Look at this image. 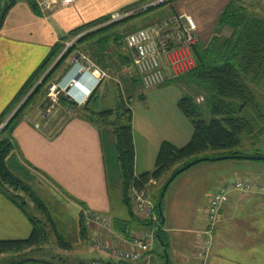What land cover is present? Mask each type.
<instances>
[{
    "label": "crops",
    "instance_id": "1",
    "mask_svg": "<svg viewBox=\"0 0 264 264\" xmlns=\"http://www.w3.org/2000/svg\"><path fill=\"white\" fill-rule=\"evenodd\" d=\"M40 1L42 0H16L11 7L13 0H0V19L3 17L0 27V117L13 105L24 86L56 47L65 44L69 38L83 36L88 32L85 29L76 34L78 30L116 13L134 9L149 0H78L75 5L55 13H43L38 7ZM230 1L178 0L173 7L175 12L195 19L199 28V43L207 45L216 36L218 20ZM164 14L171 16L173 12L161 13L158 20ZM221 36L230 38L232 30L225 28ZM124 46L127 49L125 43ZM126 52L127 61L131 60L128 49ZM99 55L102 56V53L99 52ZM59 57L45 75L53 69ZM121 61L123 62L118 58L114 66L119 65L120 70H127ZM77 72L78 69L68 59L53 75L56 78L51 84V87H68L73 80L79 81L85 92L81 87H69L65 95L64 100L71 107L61 102L63 111L54 108L46 112L43 119L38 116L42 108L23 112L19 116L11 131L15 147L11 162L17 168L27 173H36L53 185L69 204L79 210L86 232H82L80 221L79 226L75 227L78 243L74 245L64 240L70 247L68 250L60 248L57 241L54 254L43 253L41 256V250H44L42 246L27 252L30 255L28 259L16 255L2 256L0 264H83L86 263L84 258L88 254L97 256L95 260L88 262L114 264L111 251L104 252L95 247L99 238L100 243L103 242L110 250L131 251L134 249L132 242L148 231L141 219L136 216L131 218L123 203L119 167L114 169L113 175L109 172L105 133L112 140L114 128L108 131L100 129L94 119L98 120L95 116L102 111L90 110L92 102L98 100L97 94L106 80L97 86L90 75L77 76ZM189 74L170 79L169 82L176 86L177 83L182 85L185 82L194 86L196 83ZM137 80L143 87L141 79ZM167 85L157 88L160 91L150 94L148 100L153 96L159 105L166 107V102L170 99V110L151 113V109H148L142 112L141 117H137L132 111L136 177L155 170L164 142L181 149L192 139L193 125L178 107L185 92H179L175 88L162 89ZM88 91L93 92L90 98L87 97ZM201 98L203 97L196 96V103ZM256 142L255 140L254 144ZM112 149L114 150L113 143L110 151ZM239 151L244 153L241 149ZM247 155L264 157V153L258 148H253ZM111 156L114 158L115 153ZM171 175L172 173L160 181H154L147 188L156 208L159 204L156 200L159 194L161 197L162 189ZM239 180L264 184V162H203L173 181L162 202L164 223L161 225L159 222L157 225L162 228L167 239L169 264H264V195H246L240 192L230 194L229 201L220 212L209 257L207 260L200 258V241L205 239L202 234L207 229L208 203L223 187ZM85 213L91 220L89 225ZM116 220L125 222L129 238L115 231ZM32 232L33 224L29 217L9 199L6 192L0 190V241L26 240ZM88 242L93 244L91 249L86 247ZM161 252V243L156 234L153 253L136 264H148V261L149 264H164ZM65 257L73 258L74 262H65Z\"/></svg>",
    "mask_w": 264,
    "mask_h": 264
},
{
    "label": "trees",
    "instance_id": "2",
    "mask_svg": "<svg viewBox=\"0 0 264 264\" xmlns=\"http://www.w3.org/2000/svg\"><path fill=\"white\" fill-rule=\"evenodd\" d=\"M15 3L16 0H13L10 6L12 7ZM257 11L259 12V9L253 10L238 4L235 0L232 1L218 20L216 36L207 46L202 47L197 44L192 48L196 66L190 72L189 77L201 87L207 88L209 86L214 92L212 111L215 120L208 124L201 119L195 100L189 98L180 100L178 103L180 111L193 125L194 133L192 139L187 146L181 149L168 142H164L160 148L153 172L139 177L135 176L132 111L124 103L115 111H106L95 116L98 120L113 125L117 160L122 176L123 203L129 210L131 218L135 217L131 207V188L142 191L151 181H160L172 173L164 185L163 191L172 177L194 162L201 159L244 155L239 151L241 137L246 133L252 134L253 127L249 120L242 118L240 115L248 107L256 108L257 98L251 90L250 85L259 86L260 84H264V13L260 15ZM110 19L111 17L97 21L78 30L76 34L82 32V30L90 29L92 26L108 22ZM2 23L3 17L0 19V27ZM107 28L110 27L108 26ZM225 28L232 30L230 38L221 36ZM95 34L96 32L88 33L84 36L83 40ZM61 50V46L53 50L40 69L24 86L13 105L0 117V124L10 116L15 110L16 105L21 102L29 91L35 88L40 78L46 74L49 67L59 57ZM65 56L55 64L42 83L35 88L27 104L21 107L9 120L3 131L4 137L0 140V190L6 192L9 199L29 217L33 224V232L30 238L20 241H0V257L7 255L24 257L25 254H28L27 252L39 249L47 243V230L42 228L40 223L28 214L25 204L20 198L8 193L7 188L22 191L23 193L29 192V188L10 170L8 161L15 149L11 139L12 128L28 103L41 92L46 84H52L53 75L69 58V56ZM61 102L70 106L67 100H60ZM72 105L74 106V104ZM34 203L38 205L43 214L49 215L47 207L42 202L34 199ZM156 212L159 217L158 208H156ZM161 221V218H159L160 223ZM126 226L125 222L120 220H116L114 223L115 231L129 238ZM81 228L82 232L85 233L86 228L83 216H81ZM161 229L159 228L160 240L164 243L167 250V239ZM51 230L55 232L60 248L68 250L70 248L69 245L64 242L63 238L55 230V225L51 227ZM161 251V258L163 263L166 264L163 247ZM12 264L21 263L16 262Z\"/></svg>",
    "mask_w": 264,
    "mask_h": 264
},
{
    "label": "rangeland",
    "instance_id": "3",
    "mask_svg": "<svg viewBox=\"0 0 264 264\" xmlns=\"http://www.w3.org/2000/svg\"><path fill=\"white\" fill-rule=\"evenodd\" d=\"M232 1L234 0H231L230 3ZM236 1L238 2V4L246 6L253 10L259 9V12L258 11L257 12L260 13V15L264 13V7L261 1L258 0L254 2H252L251 0H236ZM175 2L176 1L172 2L171 0H169L168 3L162 7H159L157 9H152V11H148L145 13H139L136 15V17L134 16L124 21L113 23L111 24V26L107 25L108 22H105L98 26H94V27L92 26V28L89 27L90 29H88V32L83 36H81L80 39H78V41L75 42L71 48H69V51L67 52V54H65L66 56H69L68 58L69 60L71 59L72 61L73 59L78 58V55H81L86 58V60H82V62L88 61V63L94 65L96 69L106 72L108 75V77L105 79L106 80L105 83L101 87L100 92L97 94L99 97L98 100H94L90 106L91 111H96V110L102 112L109 110L115 111L117 110V108L123 105V103L131 111L135 112L137 114V117H141L143 114L142 112L148 109H151V113H154L153 111L155 112L157 111L158 113V111L160 112V110H170V106L172 105L170 99H168V102H166V107L159 105L157 100L153 96L149 99L151 101L148 100L150 94L160 91V89H157L159 88L157 87L148 91L145 89V85L141 80L143 84L142 87L140 82L137 80L138 78H140L139 73L133 67L132 61L129 59L127 61L128 54L126 52L127 49L125 48L124 43L126 38L130 34L149 28L150 26L159 24L174 17L177 14V12L174 11V7H173V4ZM167 11L173 12V14L171 16L164 14L161 16L162 18L159 17L160 20H158V16H160L161 13ZM154 12H156L155 15L153 14ZM108 26L110 28H107ZM92 32H96V34L83 40L85 35ZM78 36L80 35H77L72 39L69 38L67 41H65V43L71 42L73 39L77 38ZM112 41L114 42V44H111ZM198 44L201 45L202 47L208 45V44L203 45L202 43L199 42ZM61 47L62 50L60 55L64 51L65 44H63ZM99 52L102 53V56L99 55ZM95 58H98V60L96 61ZM118 58L123 60V62L122 61L121 62L126 67L127 70L124 69L120 70L119 65H117L116 67L114 66V64H117ZM45 76L46 75L40 78L38 83L35 85V88L42 83ZM55 78L56 77H53L52 83H54ZM166 84L168 85L162 89H166V88L168 89L175 88L176 90L178 89L177 91L179 92L180 91L185 92L183 98H189L195 100L196 96L203 97L201 99H198L201 101L200 103H198V100L197 103L195 102L197 106V110L201 116V119H203L208 124H210L213 120H215L212 111L213 103H214V92L211 90L209 86L205 88L196 85L197 83L194 84V86H191L186 82L182 85H179L177 83V86L176 84L170 82ZM35 88L30 90L29 93L21 100V102L16 105L15 110L10 114V116L7 117L0 124V129L2 125L5 126V124L9 122V120L18 112V110L21 107L27 104V101L29 97L32 95ZM50 88H51V84L49 83L46 84L44 88H42L41 92L32 101L28 103L27 107L25 108L24 111H22V113L35 111L38 108H42L41 110L42 113L40 112L38 116H40V118L43 119L44 118L43 115L50 110H54V108H56V110L59 109V111H63V109L60 107V100L66 99L65 94L64 93L61 94L58 98L57 103H54L49 98ZM250 88L256 95L257 104H256V108L248 107L240 115L242 118H245L251 122L254 131L252 132V134L246 133L241 137L240 149L241 151L244 152L243 153L244 156H248L247 152H250L253 148H258L260 152L264 153V84H260L259 86L250 85ZM141 97H143V99H141ZM68 106H66L65 109L66 111ZM94 121L97 123V126L104 131L112 130L113 128V125H111L110 123L102 122L96 119H94ZM4 129L5 127L0 131V140L4 137L3 134ZM105 134H106L105 145H106V150L108 151V155H107L108 167L110 174L113 175L115 171L114 169L116 167H119L117 161V155H116V143L114 137H112V140H110L108 139L109 136H107V132ZM255 140L257 141L256 144H254ZM112 143L114 150L112 149V151H110ZM114 153H115V157L112 158L111 155H113ZM228 161L240 162L241 160L233 159V160H226L224 162H228ZM8 164L10 170L14 173V175H16L23 182V184L29 188L28 193H23L22 191H17V190L15 191L14 189L7 188L8 193H11L13 196L17 198H20V200L25 204L26 210L28 211L29 215H31V217H33L36 221H38L42 228L47 230V243L43 246L44 250H41V256L43 255V253L54 254V251H56L57 249L56 248L57 236L54 231H51V227L53 225H55V230L64 238L63 240H66V243H72L76 245L78 243L79 238L75 232L76 231L75 227L79 226L81 221V214L79 213V210L75 208L73 205L69 204L67 199L59 191H57L53 185L45 181L41 176L31 171L27 173V171L23 169L21 170L19 169V167L17 168L15 164H12L11 158L9 159ZM257 183L259 185H264L263 183L260 182ZM34 199L39 200V202H42L47 207L49 211V215H45L40 211L38 205L34 203ZM150 199H152V201L154 202V199L151 196V194H150ZM159 199H160V194L156 202H159ZM131 206H132V211L135 215V210L133 209L134 206L132 203ZM84 216L86 218L87 224L89 225V222L91 221L89 216H87L86 213L84 214ZM50 221L53 222L50 223ZM87 244L88 246L86 247L87 248L89 247L91 249L93 244H91L90 242H88ZM95 247H98L101 251L105 252L107 245L103 244V242L100 243V238H99V242L96 243ZM161 250H162V245H161ZM29 257L30 255L24 256V258L27 259ZM96 258L97 256L93 254H88L84 258V261H86V263L83 264H94V263L106 264L103 261L88 262V260H95ZM64 259L66 260L65 262H68L69 260L71 262H74L73 258L71 257H65ZM8 262L9 261H7V263Z\"/></svg>",
    "mask_w": 264,
    "mask_h": 264
},
{
    "label": "built area",
    "instance_id": "4",
    "mask_svg": "<svg viewBox=\"0 0 264 264\" xmlns=\"http://www.w3.org/2000/svg\"><path fill=\"white\" fill-rule=\"evenodd\" d=\"M77 1L78 0H43L38 2V7L43 13H55L61 9L75 5ZM168 1L169 0H149L147 3L134 9L112 15L107 25L124 21L139 13L157 9L166 5ZM251 1L254 2L256 0ZM258 1H261L264 7V0ZM198 32V24L192 16L177 13L167 21L132 33L126 38L125 44L130 53L133 67L139 73L146 90L165 85L170 79H176L195 69L196 65L192 54V48L199 42ZM80 37L81 36H78L71 42L65 43L64 51L58 61L67 54L69 48H71ZM82 60H86V58L78 55V58L71 61L72 66L78 69L77 76L90 75L96 81L97 86L108 77L106 72L96 69L95 66L89 64L88 61L82 62ZM69 87L82 88L77 80H73L68 87L53 85L50 88L49 98L54 103H57L61 94L64 93L67 95ZM82 90L85 92L84 88H82ZM92 94L93 92L88 91L87 97H92ZM200 102L201 101L198 100V103ZM6 125L7 123L5 126ZM5 126L2 125L0 131ZM153 183L154 180L142 191L135 188H131L130 190V198L134 206L135 215L148 226V231L145 235L132 242L131 245L134 249L131 251H122L118 249L110 250L109 247H106V250L111 251V255L115 259L114 264L121 262L136 264L144 260L147 255L150 256L154 251L156 227L159 223V218L156 212V205L152 199H150V194L147 190L148 186ZM233 192H240L246 195H264V185H259L249 180H239L223 187L211 197L206 210L207 229L202 234L205 239L203 238L200 241L201 260H207L209 257L213 244V234L218 224L220 212L229 201L230 194Z\"/></svg>",
    "mask_w": 264,
    "mask_h": 264
},
{
    "label": "water",
    "instance_id": "5",
    "mask_svg": "<svg viewBox=\"0 0 264 264\" xmlns=\"http://www.w3.org/2000/svg\"><path fill=\"white\" fill-rule=\"evenodd\" d=\"M79 78V77H78ZM77 78V79H78ZM241 160V161H251V162H264V157H261V156H234V157H221V158H217V159H201L197 162H194L192 165H189L187 168L185 169H182L181 171H179L174 177H172V179L169 181V183L166 185V187L164 188L162 194H161V197H160V201H159V204H158V211H159V216L162 220L161 222V225H163L164 223V213H163V208H162V202L165 198V195H166V192L169 188V186L173 183V181L182 173H184L186 170L190 169L192 166H195L197 164H201L203 162H209V161H212V162H217V161H226V160ZM160 225V226H161ZM159 228L157 229V239L159 240V242L161 243L163 249H164V253H165V257L167 259V263L166 264H169V258H168V252L166 250V247L164 245L163 242H161L160 240V236H159Z\"/></svg>",
    "mask_w": 264,
    "mask_h": 264
}]
</instances>
